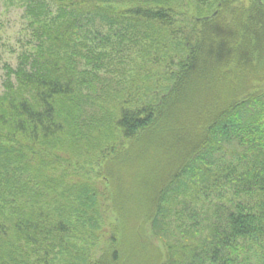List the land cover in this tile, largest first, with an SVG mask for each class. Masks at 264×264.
Masks as SVG:
<instances>
[{
	"label": "trees",
	"instance_id": "16d2710c",
	"mask_svg": "<svg viewBox=\"0 0 264 264\" xmlns=\"http://www.w3.org/2000/svg\"><path fill=\"white\" fill-rule=\"evenodd\" d=\"M17 5L29 48L1 84L0 264H264V0ZM96 22L122 27L103 51ZM222 186L220 232L201 237L200 216L163 230L178 195L202 206Z\"/></svg>",
	"mask_w": 264,
	"mask_h": 264
},
{
	"label": "rangeland",
	"instance_id": "374dc122",
	"mask_svg": "<svg viewBox=\"0 0 264 264\" xmlns=\"http://www.w3.org/2000/svg\"><path fill=\"white\" fill-rule=\"evenodd\" d=\"M103 2H105V7L112 6V8H121L123 6H129L131 4V0H103ZM23 16H25L24 10L20 5H17V0H0V96L3 94L1 84L6 73L4 69L5 65L10 64L11 67L15 66L16 57H18L23 51L29 48L26 43L28 37H26V32L24 31L25 20ZM121 28L122 27L120 25L116 24L109 27L106 24H100L96 22L89 28L93 33L88 39V44L91 45V47L88 48L90 49L96 47L98 51H103L104 49L102 46H100V44H104V42L101 39L107 36L111 37L116 31L121 30ZM112 42H114V40ZM106 48H108V46H106ZM74 60L76 62L77 70H82L84 64L83 60L80 61L77 58H74ZM129 68L133 69L132 67H129L126 62L122 67L119 66V70L122 71V69H124V72ZM125 74L129 75V73L127 72H125ZM117 75L119 76V78H122L123 76L114 72V75H109V77L113 76V78L117 79ZM99 76V78H104V75L102 74ZM129 76L132 77L131 74ZM118 80L116 81V83L118 82ZM77 108H79V106ZM224 147L229 151L232 149H242L244 148V145H240L239 143L233 141L231 143L229 142L227 146L224 145ZM218 162L220 164H223L230 162V159L226 156V159L218 160ZM183 189L185 190L186 188L183 187ZM221 189L223 190V192L221 193L212 192L210 196L212 202L205 203L202 206L197 201H193L190 198L189 193L178 195L177 203L173 205L172 212L169 213V215L165 217L163 221L165 222L164 225H162L163 230H167L169 232L171 230H179V223L184 220L186 216L188 218V222L186 225H189L193 221V218L200 216L199 228L201 237H205L209 232V227H212L214 225L218 227V229H216L217 232H220L222 230L221 228H224L225 226V224L223 226H221V224L224 223V217L230 210V200L232 199V195L230 194V186H222ZM72 193L73 192L69 193L70 197L67 201L68 204L74 203V195H72ZM217 194H221L222 198L217 197ZM182 198L185 199L182 200ZM178 211H181L183 215L176 218V212ZM75 226V234L77 235V238L71 239V241L74 242L77 248L86 247V243H89V237L87 235L89 229L88 224L85 223L84 225H82L78 223V225ZM172 238L176 239L178 238V235L173 233ZM189 242L192 243L193 241ZM53 264H68V261L65 257L58 254Z\"/></svg>",
	"mask_w": 264,
	"mask_h": 264
}]
</instances>
